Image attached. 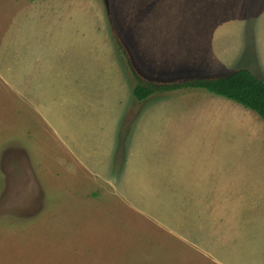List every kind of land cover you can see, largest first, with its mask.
I'll return each mask as SVG.
<instances>
[{
    "label": "rangeland",
    "instance_id": "374dc122",
    "mask_svg": "<svg viewBox=\"0 0 264 264\" xmlns=\"http://www.w3.org/2000/svg\"><path fill=\"white\" fill-rule=\"evenodd\" d=\"M0 58V264H226L216 256L223 241L208 234L194 244L183 227L229 233L232 261L238 230L264 232L253 219L263 189L248 182L226 187L229 200L209 204L206 218L194 198L178 203L188 192L137 188L170 186L175 174L189 181L226 161L230 175L242 162L246 175L264 167V120L205 90L138 102L130 71L164 82L249 69L264 80V0H0ZM14 62L44 87L42 112L1 81ZM115 116L116 154L110 135L93 136ZM131 133L138 152L127 155L119 143ZM124 154L133 188L114 174ZM44 196L66 203H35ZM121 196L135 209L112 198ZM193 211L199 217L183 219Z\"/></svg>",
    "mask_w": 264,
    "mask_h": 264
},
{
    "label": "crops",
    "instance_id": "0c3cea01",
    "mask_svg": "<svg viewBox=\"0 0 264 264\" xmlns=\"http://www.w3.org/2000/svg\"><path fill=\"white\" fill-rule=\"evenodd\" d=\"M31 72L35 73V71L31 70V68L28 70L27 74H24L22 71L17 70L16 64L14 62L12 72L10 73L7 70L5 72L6 74L5 73L2 74V80L1 81L3 83H7V84L12 85L11 86L12 91H15L18 93L24 92L25 96L27 97L28 107L31 110L30 112L36 113L37 110H40V108H39L40 106H39L38 101H37L38 92H44L45 89H44V87H37L35 84H33L35 79L31 75ZM4 77H7L8 80L5 79ZM50 91H52V90H48V92H50ZM71 93L77 95L75 90H73ZM141 103H144V101ZM103 111L106 114L108 113V106L107 105L104 107V109H101V112H103ZM117 121H118L117 116H115V122L114 123H112V122L111 123H102V124L97 125L96 128L93 129V136L94 137H98L99 135L106 134V135H110L114 139L113 145H114L115 154L118 151L116 149V148H118L117 147L118 142L115 138V123H117ZM29 123L33 124V122L31 120L29 121ZM175 135L177 138H179L181 136V134H179V133H176ZM136 139L137 138H135L134 135H132V133H131V135L128 138H124L123 143H119L120 147L123 146V147H125V151H128V152H126L127 155H130L129 153L138 152L136 149V145H137V142H135ZM53 141H54L55 146H56L57 142L55 140H53ZM176 141L179 142V139H176ZM53 147L54 146L52 145V148ZM125 154L120 158L118 156H116L117 162L115 163V168H114L115 173L114 174L117 178V182H125V181L129 182L125 186V189H127V188H133V187H129V184L131 183V180L133 179V166H131V167L128 166V162H126V160H125ZM64 161H65V158L61 157L60 158V163L62 165L61 167H64V169H65ZM243 163L244 162H242L240 165H238V167H241V171H234L233 174H231V175L229 174V170H228L229 166H228L227 161H226L225 167L210 164V167H207L206 169L202 168V170L204 172L201 171V172L195 173L193 175L192 179L189 181L180 182L177 174H175V176L172 178V181L176 182L175 185H172V181H171L169 183L170 186H168L166 181L160 180L159 184L160 183L161 184L159 187H157V186H139L137 188H140V187L141 188L156 187V188L166 189L165 196H166V194H169L168 192H170L169 191L170 189H180V190H178V193H179V191H182V193L188 192V194H184L186 197H184L183 199H180V197H178V196H174V197L179 198L180 201L178 203H182V201H183L184 204H190L189 198H191V200H192V198H194V202H195L194 204L202 203L203 207H204V211H202V212H199V211L189 212V214L192 216H189L187 214V217H189V218L183 217V219L187 221V220L194 219L196 216L199 217L197 212L204 213L203 218H206L207 216H209L210 209L212 208L211 206H209V204L215 203L216 208H217L218 203L222 202L220 199L224 198V200H229V197H224V196H226V193L224 190V189H226V187H231V186L240 187L242 184H245V182H248V183H250V186H252L256 189H258V188L263 189L262 192L259 193V197H258L259 204L257 205V207H259L260 211L255 212V217L253 219H256V220H254L255 225H258V227H260V226L264 227V173H261V171L264 169V167H262V168L259 166L255 167L254 165L246 166V168L249 170V172H247V175H246L245 172L242 171ZM111 174H113V170L111 171ZM246 176H247V178H246ZM104 182L108 183L105 180H104ZM60 185H62V184H60ZM112 187H114V186H112ZM181 189H189V190L184 191ZM256 194H257V191H256ZM128 195H131V194L129 193ZM84 197H86V196H84ZM255 197H257V196H255ZM86 198H88V197H86ZM112 198L118 199V200H120V202H123V203L129 205L130 209H132V210L135 209L134 206H132V205H134V203H136V202H134L131 199L132 197L121 196V197H112ZM162 198L165 199V197H162ZM91 199H94V198H91ZM48 200H50V201L48 202ZM58 202L66 203L65 199L62 198V196H51V197L44 196L42 198H36V201H35V203H39V204H42V203L43 204L58 203ZM192 203H193V200H192ZM164 204H168V203H164ZM225 210H229V208L226 207L224 209V211ZM173 216L176 218V216L174 214H173ZM241 218L244 219L243 216ZM152 220L156 221V223L166 233L172 234L175 232L174 226L172 224L166 223L164 225L163 222H161L158 217L155 219L153 218ZM185 226H186V222H185ZM184 228H187V231ZM200 229H196L193 227H190V228L183 227L182 232L184 234L189 235V236L185 237V240L192 242L194 244L199 243L201 246H203V239L208 234H210L213 239L217 238V239L223 241V244H222L223 253L221 254V256L216 255L215 250L212 251V253L215 254L218 257V259H220V261L218 260L219 262L224 261V262H226V264H264V232L258 233V234H253L250 232L246 233V231L242 230V229L238 230L236 245H237V249L241 252V256H240L239 260L232 261L228 258V255L226 253V249H228L229 243H228V240L225 236L229 233H226L223 230L214 229L212 227H206V228H200ZM197 231H198V233H197ZM254 235H257V239L254 238ZM217 242H218V240H217ZM248 252H251V253H248Z\"/></svg>",
    "mask_w": 264,
    "mask_h": 264
},
{
    "label": "trees",
    "instance_id": "16d2710c",
    "mask_svg": "<svg viewBox=\"0 0 264 264\" xmlns=\"http://www.w3.org/2000/svg\"><path fill=\"white\" fill-rule=\"evenodd\" d=\"M130 71L136 81L133 95L139 102L158 94L167 96L185 90H205L252 110L264 120V80L249 69L216 78H181L164 82L146 80L133 68Z\"/></svg>",
    "mask_w": 264,
    "mask_h": 264
}]
</instances>
